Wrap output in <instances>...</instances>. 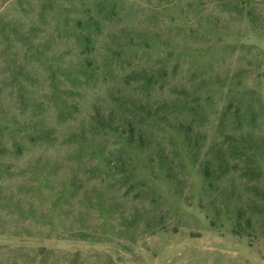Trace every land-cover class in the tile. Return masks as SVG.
I'll return each mask as SVG.
<instances>
[{"label": "rangeland", "instance_id": "374dc122", "mask_svg": "<svg viewBox=\"0 0 264 264\" xmlns=\"http://www.w3.org/2000/svg\"><path fill=\"white\" fill-rule=\"evenodd\" d=\"M0 120V264H264V0H0Z\"/></svg>", "mask_w": 264, "mask_h": 264}, {"label": "trees", "instance_id": "16d2710c", "mask_svg": "<svg viewBox=\"0 0 264 264\" xmlns=\"http://www.w3.org/2000/svg\"><path fill=\"white\" fill-rule=\"evenodd\" d=\"M87 39H89V35L86 37ZM86 45H89L88 41H86ZM21 131V129L15 128V127H11L9 123L3 122L2 120H0V154L4 153V150L6 149L5 147L8 145L5 141H4V137L7 134L10 138H12L14 140L13 145L15 147H20V143L17 142L18 140L17 135L18 133ZM2 164L0 163V171L2 169ZM207 170H205V174L209 175V172H207Z\"/></svg>", "mask_w": 264, "mask_h": 264}]
</instances>
